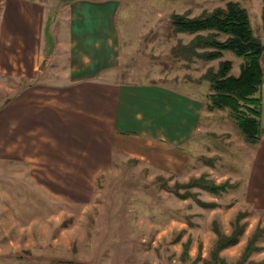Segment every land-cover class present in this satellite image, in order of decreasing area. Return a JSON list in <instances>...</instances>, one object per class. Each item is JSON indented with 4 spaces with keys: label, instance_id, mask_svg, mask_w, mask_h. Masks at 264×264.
Masks as SVG:
<instances>
[{
    "label": "crops",
    "instance_id": "obj_1",
    "mask_svg": "<svg viewBox=\"0 0 264 264\" xmlns=\"http://www.w3.org/2000/svg\"><path fill=\"white\" fill-rule=\"evenodd\" d=\"M230 1L246 9L250 22L252 9L264 24V0ZM118 3L59 0L54 10L50 0H0V175L16 184L0 188V264H60L27 253L46 245L53 209L62 213V206L91 198L115 155L136 156L138 145L150 141L178 150L212 129L206 124L215 110L207 109L206 95L202 101L171 86L111 77L119 59ZM52 16L53 35L55 22L67 24L66 53L60 41L45 44ZM61 56L68 63L63 81H44ZM260 64L264 128V51ZM231 71L238 75L240 64ZM234 180L244 199L264 210V135Z\"/></svg>",
    "mask_w": 264,
    "mask_h": 264
},
{
    "label": "rangeland",
    "instance_id": "obj_2",
    "mask_svg": "<svg viewBox=\"0 0 264 264\" xmlns=\"http://www.w3.org/2000/svg\"><path fill=\"white\" fill-rule=\"evenodd\" d=\"M118 2L114 22L119 59L109 74L119 82L171 86L203 101L209 93L202 78L207 69L215 71L220 60H229L236 71L242 62L228 51L213 61L195 57L188 61L173 53L195 36L175 33L172 14L199 17L235 1ZM50 3L58 10L59 0ZM250 14L253 34L264 44V24L252 9ZM53 19L45 24V44L50 48L52 39L60 41L59 52L66 53L67 24L55 22L53 35ZM67 66L61 56L43 80L62 82ZM213 115L206 124L212 129L184 148L173 150L150 141L138 145L136 156L115 155L112 168L96 178L91 198L62 206V213L53 209L56 223L47 224L53 229L46 232V245L30 247L27 253L38 251L60 264H264V210L248 203L234 180L250 162L253 146L226 112L215 110ZM201 176L223 189L213 193L205 184L195 185L192 181ZM12 184L16 185L9 176L0 175V188L16 189ZM229 239L236 242L224 247ZM251 241L256 250L247 255Z\"/></svg>",
    "mask_w": 264,
    "mask_h": 264
},
{
    "label": "trees",
    "instance_id": "obj_3",
    "mask_svg": "<svg viewBox=\"0 0 264 264\" xmlns=\"http://www.w3.org/2000/svg\"><path fill=\"white\" fill-rule=\"evenodd\" d=\"M170 26L175 33L195 36L193 41L181 48L183 54L178 49L173 50L178 56H185V60L194 57L205 61L218 60L226 51L242 59L238 75L231 73V61L220 60L217 69H207L202 78L209 84L207 109L228 111L246 143L254 147L264 135L261 125L263 74L260 64L264 45L253 34L246 9L237 2H228L224 8H215L199 17L174 13L170 16ZM221 37L224 39L221 40ZM205 180L201 176L192 182L195 185L205 184L204 188L213 193L223 189V186ZM224 242H228L224 243L225 247L236 240ZM221 244L220 241L217 243V250ZM248 246L247 255L256 250L252 241Z\"/></svg>",
    "mask_w": 264,
    "mask_h": 264
}]
</instances>
